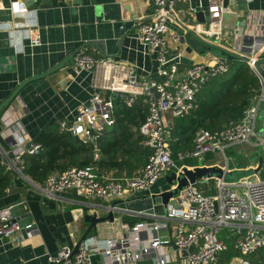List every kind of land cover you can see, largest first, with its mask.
I'll return each mask as SVG.
<instances>
[{
	"label": "built area",
	"instance_id": "2783aa9c",
	"mask_svg": "<svg viewBox=\"0 0 264 264\" xmlns=\"http://www.w3.org/2000/svg\"><path fill=\"white\" fill-rule=\"evenodd\" d=\"M9 1L16 5L17 15L26 11L22 0ZM184 1L153 0L150 19L139 24L137 40L145 53L157 62L154 74L141 76L135 67H125L110 58L93 59L83 50L75 57L76 68L91 75L96 92L88 106L79 107L71 124H61V130L86 143L90 141L97 148L104 130L116 123L117 100L133 107L142 99L148 106V116L139 127V133L144 137L143 145L151 153L145 166L133 177H115L95 165L70 168L50 175L42 187L35 186L38 193L55 200L75 191L86 198L117 202L136 198L148 192L165 175L181 170L171 148L172 121L189 116L196 109L198 94L213 78L228 73L230 68L229 59L224 56L214 55L206 63H193L185 69L171 56L172 43L180 46L181 36L169 31L168 24L176 14L177 3ZM252 1L247 0L248 3ZM207 8L212 22L206 25L197 22L187 30L221 51L264 61V37L249 39L244 36L243 47L238 52L233 50L234 38L226 45L223 43V22L228 12L225 0H208ZM34 34L33 29L28 31L29 42L38 47L42 42ZM248 65L261 85L254 102L244 110L239 121H231L222 130L198 131L192 149L178 153L179 161L199 159L205 162L213 153L226 157V149L235 145L264 147V140L257 136L259 111L264 103V79L252 63ZM169 116L173 119L169 120ZM4 118L2 116L1 123L6 131L0 133L1 165L8 173L23 172L24 155L38 156L42 145L26 140L20 119L8 123ZM94 154V162H97L100 154ZM216 187L215 196L205 195L196 186L189 187L177 197L178 206L170 207L161 221L137 222L128 234L116 240L87 238L76 255L64 246L56 255H48V262L92 264L93 256H102L108 264H139L147 260L153 264H169L170 259L161 252L162 246L174 245L185 264H220V255L230 248L221 233L233 226L236 254L228 264H252L248 259L264 252V180L249 178L229 182L218 179ZM171 224L172 235L162 236V229L170 228ZM24 231L29 235L37 233L33 222L22 226L16 221L12 206L0 209V239L19 242Z\"/></svg>",
	"mask_w": 264,
	"mask_h": 264
},
{
	"label": "crops",
	"instance_id": "0c3cea01",
	"mask_svg": "<svg viewBox=\"0 0 264 264\" xmlns=\"http://www.w3.org/2000/svg\"><path fill=\"white\" fill-rule=\"evenodd\" d=\"M22 1L28 4L31 2ZM39 1L45 3H40L38 9L26 6V11L17 15L16 5L9 0H0V106L23 82L45 74L70 55L76 57L80 50L93 59L110 58L125 67H135L141 76L157 71V62L145 53L137 40L139 24L150 19L153 0ZM225 3L230 14L238 16L240 12L243 13V20L247 18L246 37H264V0L248 3L249 9L245 12L239 10L238 0H225ZM180 4L168 27L169 31L183 36L189 26L197 25L195 15L198 10L207 7L208 0H186ZM229 13L224 17V25ZM189 20L192 23L188 24ZM31 29L42 42L38 47L31 46L29 42L28 31ZM178 49L180 46L172 43L171 56L180 62L182 69L193 63H206L212 58L209 54L201 56L195 52L184 55V47L181 54H177ZM52 77L53 82L49 77H42L21 88L14 101L0 114V133L6 131L1 123L2 116H5L8 123L13 119H20L23 136L28 142H35L41 131L53 122L71 124L76 119L79 107L87 105L96 92L92 86L91 75L80 71L76 64H68ZM168 119L173 118L169 116ZM174 121L175 119L172 124ZM225 160L223 162L220 157L219 161L212 162V157H206L202 165H182L180 169L218 166L230 172L257 167L251 163L231 168L227 154ZM108 172L117 177L118 172ZM173 173L174 171L162 177L148 192L139 194L136 198L109 202L86 198L75 191L63 194L55 200L48 199L38 193L35 187H42L44 183L38 185L23 172H11L12 183L7 188L9 191H6V195L0 198V209L12 206L20 225L33 222L37 233L22 234L19 242L0 239V264H50L48 255H56L64 246L73 251L87 231V238L116 240L128 234L137 222L161 221L171 205H165L160 195L173 189L168 182ZM256 175L258 177V172L249 178L253 179ZM217 180L212 178L196 187L207 196H215L218 193ZM114 204V221L100 222L90 229V218L107 217ZM229 229L232 231L233 226ZM173 231L171 224L170 228L162 229L160 233L164 237H170ZM231 231L225 236L228 245L233 241ZM162 247L161 252L170 259L169 264H185L183 257H179L177 253V246ZM263 259L261 252L248 260L252 264H263ZM150 262L152 261H141L139 264ZM92 264H108V261L102 256H93Z\"/></svg>",
	"mask_w": 264,
	"mask_h": 264
},
{
	"label": "trees",
	"instance_id": "16d2710c",
	"mask_svg": "<svg viewBox=\"0 0 264 264\" xmlns=\"http://www.w3.org/2000/svg\"><path fill=\"white\" fill-rule=\"evenodd\" d=\"M229 64L228 73L213 78L198 94L196 109L189 116L174 121L170 131L171 148L178 167L196 165L192 160L179 161L178 153L192 149L198 131L222 130L231 121H239L244 110L259 94L260 80L248 63L229 58ZM147 114L148 106L142 99L133 107L117 100L116 123L104 130L98 139L97 148L90 141L86 143L62 131L60 122H53L41 131L35 141L42 145L41 153L38 156L24 155L23 174L42 185L53 173L95 165L102 170L118 172L117 177H133L136 171L145 166L151 154L143 145L144 137L139 133V127ZM4 145L7 147L6 143ZM95 152L101 154L97 162H94ZM1 161L0 156V198L6 195L12 183L11 175L5 172ZM232 242L229 250L223 253L220 264H228L235 256Z\"/></svg>",
	"mask_w": 264,
	"mask_h": 264
},
{
	"label": "water",
	"instance_id": "95a60500",
	"mask_svg": "<svg viewBox=\"0 0 264 264\" xmlns=\"http://www.w3.org/2000/svg\"><path fill=\"white\" fill-rule=\"evenodd\" d=\"M40 3L44 4L45 1H37L34 2L31 0L30 4L24 3L27 7L33 6L32 8L38 9L40 7ZM239 4V10L242 12H245L249 9V5L247 0H238ZM195 18L197 21L201 24H208L212 22L209 16L208 8L206 9H200L195 15ZM247 18L242 20L237 28L235 29V34H234V44H233V50L235 52H238L242 49L243 43L245 40V33H246V26H247ZM181 45L180 49H178L176 52L177 54H181L182 48L184 47L185 49L183 50L184 55H190L191 53L195 52L197 54H200L201 56H207L210 51L214 53L215 56L221 57L224 56L226 58H238L239 60L247 63H252L254 65V68L260 74V76L264 79V61L263 60H258V59H253L248 56L242 57V56H237L233 53L229 52H224L221 51L219 48L211 46L207 43H205L203 40L198 38L194 32L191 30H187L186 35L181 36ZM226 45V44H225ZM75 55H70L66 59H64L61 63L58 64V66H55L45 74L39 75V77L35 78H30L28 81H25L21 84V86L18 87V89L12 94L10 98L7 99L5 103H3L0 106V114L2 113V110L5 107H8L12 101H14V98L18 95L20 92L21 88L24 87L27 83L36 81L39 78L42 77H49V80L53 82L52 75H55L59 70L63 69L65 66L68 64L74 65L75 60H74ZM55 77V76H54ZM89 103L87 104V106ZM260 114H259V120H260V125L257 128V136L260 140H264V103L262 104L260 108ZM264 166L263 159L260 157L259 163L257 167L254 170H230V172L219 168L218 166H214L211 168H193L192 170H189L187 168H182L179 171H174V173L168 178L169 184L173 187L172 190L167 191L162 193L160 196L163 199V202L165 205H171V207L175 208L178 206L177 204V197L187 188L196 186L197 184L200 183H205L207 180H211L212 178L216 179H224L229 182H239L240 180L247 179L249 176H252L256 174L257 172L262 170V167ZM115 205H113L112 211L109 213L107 217L104 218H99L96 219L95 217L90 218L91 226L90 229L95 228L97 224L100 222H107V221H114V208ZM215 208L218 211L217 204L215 203ZM106 209V208H105ZM111 210V209H110ZM17 221V219H16ZM26 231H24L22 234L24 235ZM89 232L87 231L81 238L80 241L76 244L73 250V254L76 255L79 253V247L81 243L87 238ZM149 264H153L150 262Z\"/></svg>",
	"mask_w": 264,
	"mask_h": 264
},
{
	"label": "rangeland",
	"instance_id": "374dc122",
	"mask_svg": "<svg viewBox=\"0 0 264 264\" xmlns=\"http://www.w3.org/2000/svg\"><path fill=\"white\" fill-rule=\"evenodd\" d=\"M181 2L177 3L176 6V11L179 9V6ZM237 11V9H236ZM232 13H235L234 10H231ZM229 13V12H227ZM226 13V14H227ZM243 13H238V16H235L233 14H228L227 17L225 18V25L223 23V29H224V35H225V39L223 41L224 44H228L230 41L233 40V36H234V30H235V25L238 22H241L239 20H241L243 18L242 16ZM243 20V19H242ZM192 23L191 20L188 21V24ZM214 40V38H213ZM210 56H214V53L212 51H210L208 53ZM260 125V120H258V126ZM255 139L252 138V143H254ZM226 154L227 157L229 158V166L231 168H233L236 165H240V166H246L249 164H256V166L259 163V159L260 157L263 159L264 162V147H253L250 144L248 145H235V146H230V148H228L226 150ZM222 154H218V153H213L212 155H209L208 157L211 159L212 157V162H216L219 161L220 157L223 160V162H225V157L224 156H220ZM223 157V158H222ZM193 163H195L196 165H202L203 162L199 159H192ZM183 163V162H181ZM185 163V162H184ZM255 168H249V170H254ZM240 170V169H237ZM247 170V171H249ZM253 180H264V166L262 167V170L258 172V177L253 176L252 177ZM258 178V179H257ZM228 231H231L230 229H225L222 233H221V238L224 239L226 241V237L228 236ZM260 254V253H259ZM222 255H220V259L222 260ZM256 256V255H255ZM253 259V256H251L249 258V260Z\"/></svg>",
	"mask_w": 264,
	"mask_h": 264
}]
</instances>
